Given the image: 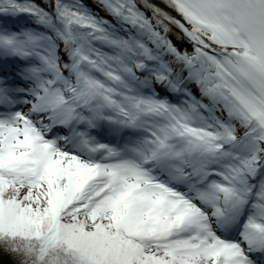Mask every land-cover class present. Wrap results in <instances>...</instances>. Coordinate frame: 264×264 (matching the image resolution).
<instances>
[{
	"label": "snow or ice",
	"instance_id": "obj_1",
	"mask_svg": "<svg viewBox=\"0 0 264 264\" xmlns=\"http://www.w3.org/2000/svg\"><path fill=\"white\" fill-rule=\"evenodd\" d=\"M0 264H264V0H0Z\"/></svg>",
	"mask_w": 264,
	"mask_h": 264
}]
</instances>
